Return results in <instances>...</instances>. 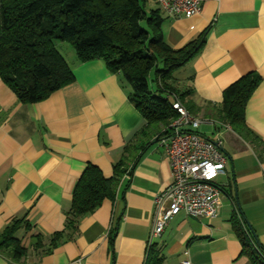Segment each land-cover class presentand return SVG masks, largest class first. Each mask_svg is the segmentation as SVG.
<instances>
[{
	"label": "crops",
	"instance_id": "crops-1",
	"mask_svg": "<svg viewBox=\"0 0 264 264\" xmlns=\"http://www.w3.org/2000/svg\"><path fill=\"white\" fill-rule=\"evenodd\" d=\"M148 7L158 5L150 0ZM161 14L163 39L173 48L205 32L199 53L180 69L185 75L178 86L191 87L196 104H218L239 77L260 75L244 119L264 143V0H203L200 12L189 17ZM72 53L66 62L73 80L42 101L19 103L0 79V231L24 216L30 224L15 233L27 247L25 256L12 261L0 251V264L144 262L154 197L170 180L157 129L139 133L144 121L118 73L100 59L78 61ZM199 108L193 116H203ZM205 125L211 137L198 134L219 141L225 157L216 178L224 190L221 215L205 219L179 212L152 242L162 247L163 264H251L231 228L235 214L250 227L251 249L264 260V146L218 121ZM122 158L126 172L113 200L81 217L74 238L41 252L37 239L46 245L63 228L71 192L86 165L110 175Z\"/></svg>",
	"mask_w": 264,
	"mask_h": 264
},
{
	"label": "trees",
	"instance_id": "trees-1",
	"mask_svg": "<svg viewBox=\"0 0 264 264\" xmlns=\"http://www.w3.org/2000/svg\"><path fill=\"white\" fill-rule=\"evenodd\" d=\"M149 2L0 0L1 81L19 103L46 99L73 80L70 67L55 45V41H67L78 61L100 59L129 86V101L144 121L139 133L146 129H157V133H161L162 128L177 118L178 113L171 103L178 101L192 115L202 107V118L229 125L245 140L259 141L264 146L244 119L246 101L260 81V75L249 72L239 77L223 90L218 104H196L192 99L193 89L179 88L171 79L176 70L199 53L205 42V32L179 48L171 47L163 39L161 9L148 7ZM151 71L155 89L148 85ZM124 161L122 158L114 162L110 175H105L92 163L86 165L71 192L63 228L53 232L46 245L37 239L35 245L42 247L41 252L48 253L63 240L74 238L81 217L94 211L103 200H113L120 178L126 172ZM21 227L30 228L25 216L12 220L0 231V251L12 261H19L27 251L15 237ZM231 228L241 242V252L251 264H264L251 249L252 238L246 224L235 214ZM163 259L162 247L151 242L143 264H163Z\"/></svg>",
	"mask_w": 264,
	"mask_h": 264
},
{
	"label": "built area",
	"instance_id": "built-area-1",
	"mask_svg": "<svg viewBox=\"0 0 264 264\" xmlns=\"http://www.w3.org/2000/svg\"><path fill=\"white\" fill-rule=\"evenodd\" d=\"M154 1L169 16L189 17L200 12L203 0ZM171 107L178 113L177 118L156 136L169 164L170 180L154 197L147 246L179 212L194 218L216 219L220 217L223 205L224 192L216 181L223 173L225 163L220 142L194 132L200 124H210L214 120L193 116L178 101H173ZM7 264L14 263L8 261ZM179 264H189V261L183 260Z\"/></svg>",
	"mask_w": 264,
	"mask_h": 264
},
{
	"label": "rangeland",
	"instance_id": "rangeland-1",
	"mask_svg": "<svg viewBox=\"0 0 264 264\" xmlns=\"http://www.w3.org/2000/svg\"><path fill=\"white\" fill-rule=\"evenodd\" d=\"M60 44V45H56L58 51H60V53L63 55L64 59L66 61H70L71 60V57L73 56V47L72 45L67 42V41H55V44ZM72 55V56H71ZM184 70H176L174 73H173V78L171 79L172 83L177 85V83L181 82L182 81V77H184L185 73H182ZM176 80H175V79ZM148 85H149V88L150 89H155L156 87V82L154 80V76H153V72L151 71L148 78ZM168 83H170V80L167 81ZM179 86H182L180 83H179ZM195 131L199 132L200 134H202L204 137H211L212 133H211V127L209 125H205L204 123L200 124V126L198 128L195 129ZM225 199L223 198V202Z\"/></svg>",
	"mask_w": 264,
	"mask_h": 264
},
{
	"label": "water",
	"instance_id": "water-1",
	"mask_svg": "<svg viewBox=\"0 0 264 264\" xmlns=\"http://www.w3.org/2000/svg\"><path fill=\"white\" fill-rule=\"evenodd\" d=\"M220 151L223 153V149L219 146ZM248 226V225H247ZM248 228L250 229V227L248 226Z\"/></svg>",
	"mask_w": 264,
	"mask_h": 264
}]
</instances>
